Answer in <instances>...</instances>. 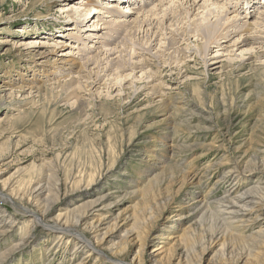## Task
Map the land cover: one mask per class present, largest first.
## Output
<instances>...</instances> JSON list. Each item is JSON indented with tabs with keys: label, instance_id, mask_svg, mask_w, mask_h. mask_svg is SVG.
<instances>
[{
	"label": "rangeland",
	"instance_id": "rangeland-1",
	"mask_svg": "<svg viewBox=\"0 0 264 264\" xmlns=\"http://www.w3.org/2000/svg\"><path fill=\"white\" fill-rule=\"evenodd\" d=\"M85 1L0 0V192L4 187L13 195L27 196L40 183L52 195L45 194L39 206L25 196L11 197L13 202L0 196V264H112L85 248L81 238L52 229L63 223L86 234L99 244V250L120 262L264 264V246L258 247L259 240L247 242L264 230V219L241 235L222 221L229 217L218 215L214 206L198 209L204 197L216 204L225 198L234 201L250 189L264 192V54L252 52L251 58L246 50L257 48L251 42L233 48L239 35L223 39L227 51L212 46L206 65L193 53L175 64L171 51L162 48L159 51L166 56L150 63L157 64L159 69L153 72L160 73L151 84L138 72L136 79L122 81L124 93H117L103 86L108 82L103 75L94 84L93 78L81 79L83 85H90L78 91L86 114L77 116L75 99L66 97L74 89L62 90L56 83L78 79L80 71L86 77L97 70L95 61L85 72L81 66L76 68L78 75L58 72L60 53L72 49L75 37L81 35L77 23L67 22L66 17L76 21L81 14L87 29L93 23L91 13L84 17L88 10H71ZM101 1L105 11L114 0ZM129 1L116 2L125 8ZM237 2L250 9L246 0ZM257 3L249 10L251 17L239 16L243 22L253 24L260 18L257 13L264 10V0ZM261 30L256 36L263 38L264 45ZM121 33L126 37L127 33ZM162 34L169 37L165 31ZM137 38L141 40L142 35ZM54 41L63 48H34ZM87 42L85 48L98 39ZM193 43L196 38L186 35L180 45L184 49ZM72 51L70 57L75 60L84 55L78 48ZM90 51L91 57L98 58L96 48ZM43 53L44 57L39 55ZM213 56L217 57L210 59ZM44 73L49 81L41 83L46 80ZM158 84L160 90L152 92V85ZM206 167L212 172L200 184L189 180ZM57 196L59 203L45 210L43 206ZM93 202L99 207L112 205L108 221L101 226L81 216ZM24 208L42 220L34 223ZM193 212L198 214L185 218ZM172 224L179 229H171ZM167 232L174 233L175 239L161 237ZM215 232L233 251L210 247L208 241ZM104 234L109 239L94 240ZM233 235L243 241L236 242ZM156 244L163 249L156 252Z\"/></svg>",
	"mask_w": 264,
	"mask_h": 264
},
{
	"label": "bare ground",
	"instance_id": "bare-ground-1",
	"mask_svg": "<svg viewBox=\"0 0 264 264\" xmlns=\"http://www.w3.org/2000/svg\"><path fill=\"white\" fill-rule=\"evenodd\" d=\"M106 1L111 2L112 0ZM116 1L117 0H114L112 1V3L107 5L105 11H103L104 6H102L103 2L101 0L98 2L87 0L81 3L79 7L76 6L71 8V10L76 11V13H79V11H83L85 9L88 10L84 17L88 13H91L92 17L90 19L93 23L88 29L85 20L83 18L81 19V14L76 16V21H72L73 18L71 15H68L66 17L67 22L77 23V27L79 28L81 35L80 38L79 36L75 37V40H77L76 42L79 43L81 42L82 38L85 39L78 47H75L77 43L74 42L70 46L72 49L78 48L80 49V51L84 52V55L81 56L79 60H75L70 57V55L74 54L73 51L71 52L72 49H68L60 53L61 59L59 61H61L62 65L61 67H58L59 74L64 75L69 71L71 72V74L72 72L76 75L79 74L78 79L71 78L67 83H56L58 84L57 87L61 88L62 90L71 88L74 89L70 94L68 93V96L66 95V97L71 96L76 101V103L73 105L75 106L74 115L76 114L77 116H79L86 114L84 103L81 98L78 97V91L80 88L87 90V86L90 84L87 85L86 82V84L83 85L80 82L81 79L86 78V80L88 81L93 78V80L91 81L92 84H94L101 77V75H103V77H108V82H104L103 84V86H108L107 91L114 88V91L117 90V93H124V86L122 85V81L128 83L129 81L136 79L134 74L138 72L141 74L140 78L148 80V82L146 83L151 84L152 80L155 81V78L159 76L160 73H155L153 71L158 70L159 66L157 64L150 63L153 58L163 59V57L166 56L164 55L165 51H171L170 54L174 55L172 56L174 60L173 63L175 64L180 63L181 59L185 60V58H190L188 53H193L196 57H202V62H204V64L206 65V61L204 60L207 59L206 57L212 46L218 48V51L222 50L223 48L226 49L224 51H227L228 48H225L222 45V43H225L224 40L227 41L231 36L239 35L240 37L234 42L232 46L233 48L237 46H246L249 42H251L252 46H257V48H255V52L254 50H252L254 49V47L246 50V53L249 54L251 58L252 52L257 54V51L259 52L260 50L258 55L264 54V45L263 43H261V39L263 38L260 37V39L258 36H256V34L259 32V29H262V33L264 31V10L257 13V16H260V18H255V22L253 24L248 23V21L243 22V17H239L243 15H249L251 17V12L249 10L251 8L254 9L253 4L255 6H257V4L259 5V3H257V0H246V4H250V9L246 10H244L245 7L242 3L238 5L237 0H203L202 3H200L201 0H151L150 2H147L148 0H136V4H131L130 0L129 3L127 2L128 6L125 8H119V4ZM262 6L264 7V3H262ZM147 7L149 8L147 9ZM129 9L136 11H132V13H130ZM143 9L145 10L142 11ZM101 14L105 16H102V19L95 21V19H99V15ZM133 14L141 16L134 18ZM131 25H136V28H134L133 26L131 27ZM121 31L127 33L126 37L123 38V36L121 35ZM164 31L167 32V36H169L168 38H163L162 32ZM112 33L114 34L112 35L113 37H111ZM139 35H142L141 40L137 38V36ZM186 35L188 36V38L190 35H193V37L196 38V43H193V47H189L186 45L187 47L182 49L180 43L182 38H184ZM92 37L98 39V42H94L95 45L96 43L98 44L97 47L95 45H89L85 48L83 44L85 45L86 43H88L87 41H89L90 39H94ZM221 40H223V42H221ZM39 47L53 49V51L63 48V46L59 47V43L57 41H54L47 46H34V48ZM93 48H96L98 50V58H93L90 56V54H92L93 52H91L90 50H92ZM162 48H164V52L159 51V49ZM101 49L103 50L101 51ZM154 50H156L155 53ZM108 52L110 53L108 54ZM39 55L44 57L43 55L45 54L43 53ZM100 56L103 57L101 58ZM110 57L113 58L109 59ZM214 57L217 56H213L210 59H213ZM259 58L260 56L256 57L255 59ZM17 60L21 61V57L19 56ZM95 61L98 65L96 67L97 70L94 73L91 72L85 77L83 76V73H81V71L78 72V74L75 72L76 68H78L79 66H81V70L85 72L87 66L94 64ZM242 65L243 63H240V65L238 66L241 67ZM53 67L57 69V64H55ZM44 72L46 73V71ZM45 73L43 76H45L46 80H39L41 83L42 81H49V77ZM41 90L42 89H39L38 91ZM158 90H160V84L156 86L152 85V92ZM136 92L137 90H134V93ZM211 172V167H206L202 172L203 174L201 173L193 175L192 179L189 180L196 182V184H200L202 179L205 178L204 175L208 176V174ZM228 173L232 172L229 171ZM46 185L48 186L49 184ZM9 191L10 190L8 188L2 187L0 196L4 201L13 202L11 201V197H26L27 199H25L28 202L36 204L37 206L41 205V199L45 194H47L46 197L51 195L50 190L44 185H40V183L29 195H24L25 197L18 196L16 192H14L16 193V195H13V192L11 191V193ZM255 191H258L259 193H256ZM59 194L60 190L57 195L59 196ZM261 194L264 195V192L261 193L259 189H250L248 191H245V193H240V195H238V197L234 201L225 198L223 200H220L219 203L216 204L209 203V197H204L202 199V205L198 209H209L214 206V208L218 210V215H221L222 217L223 215H226L227 217H229L227 219H223L222 221H225V224H227L230 229H233L238 234L243 235V231H250L258 221L264 219V197H260ZM58 196L54 201L50 202V205L48 204L49 201L46 202L45 204L48 205L43 206V208L47 211H51L52 206L59 203ZM60 196L64 198L66 194L64 193ZM194 203H197V201H194ZM83 210L84 212L81 214V216L84 219H90L95 224L101 226L105 224L106 221H108V215L112 211V205L106 204L102 207H99L97 206L96 202H93L87 204ZM22 211L25 214L29 213L30 215L28 216L33 219L34 223L37 222L38 224V222L42 220V218L35 212H30L25 208L22 209ZM65 214H67V212H65ZM197 214V212H193L191 214H188V216H185V218L191 219ZM228 219H231V222H227ZM60 225L62 226L56 225L57 227H52V229L54 231L59 230L62 232H70V234L74 237L76 236L81 238V244L85 245V248H89V251H95L99 253V256L103 259V261L106 260L108 263L112 264H131L120 262L116 259L108 257V255H106L103 251L99 250V248L97 247L99 246V244L90 239L86 234L80 233L73 228V230L68 229L67 226L64 225V223ZM43 226V228H46L48 225ZM171 229L178 230L179 225L172 224ZM95 231L96 230H94L93 232ZM184 233L185 232H183V234L180 236V239L184 237ZM107 235L108 234H104L100 239L98 236L94 240L102 242L106 239H109L106 238ZM173 236L174 233L167 232L165 233V236L161 237H164L168 240H173L175 239V237ZM233 236L237 239L235 240L236 242H239L238 240L243 241V237H239V235ZM259 236L261 239H259ZM157 237L159 236L156 235V237L154 236L153 239ZM254 240H259L258 247H263L264 230H260L252 234L247 242L251 243ZM208 243L212 249L218 247L220 252H226L231 248V244L225 243V240L221 233H213L211 235L210 242L208 241ZM158 246L159 244L155 245V247H157V251L155 250L156 252H159L163 249V247ZM155 251L154 253H156ZM231 251L233 250H230V252Z\"/></svg>",
	"mask_w": 264,
	"mask_h": 264
}]
</instances>
